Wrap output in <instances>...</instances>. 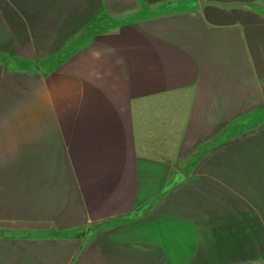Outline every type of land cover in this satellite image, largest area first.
I'll list each match as a JSON object with an SVG mask.
<instances>
[{"label":"crops","instance_id":"1","mask_svg":"<svg viewBox=\"0 0 264 264\" xmlns=\"http://www.w3.org/2000/svg\"><path fill=\"white\" fill-rule=\"evenodd\" d=\"M0 264H264V0H0Z\"/></svg>","mask_w":264,"mask_h":264},{"label":"rangeland","instance_id":"2","mask_svg":"<svg viewBox=\"0 0 264 264\" xmlns=\"http://www.w3.org/2000/svg\"><path fill=\"white\" fill-rule=\"evenodd\" d=\"M58 6H60V10L58 11L60 14H66L67 13V10H68V8H69V5L68 4H60V5H57L56 7H55V5L53 6V8H54V12L56 11L55 10V8L56 9H58ZM27 10H29V9H27ZM32 11H33V9H31V14H27L26 16H27V20L25 21V24L27 25V26H32V27H34L35 26V24H36V22H35V14H33L32 13ZM49 13H50V10L48 11ZM29 15V16H28Z\"/></svg>","mask_w":264,"mask_h":264}]
</instances>
